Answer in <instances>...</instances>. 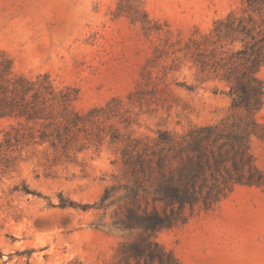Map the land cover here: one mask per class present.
I'll list each match as a JSON object with an SVG mask.
<instances>
[{
    "label": "rangeland",
    "instance_id": "rangeland-1",
    "mask_svg": "<svg viewBox=\"0 0 264 264\" xmlns=\"http://www.w3.org/2000/svg\"><path fill=\"white\" fill-rule=\"evenodd\" d=\"M243 0H0V50L29 76L49 73L79 90L88 111L122 98L133 123L125 138L154 139L228 116L230 84L187 55L191 38L239 11ZM264 80V66L260 74ZM150 78L148 87L144 86ZM141 87L143 104L130 92ZM262 137L251 150L264 171ZM11 121L0 119V140ZM123 142L64 152L26 146L0 168V264H118L137 231L114 227V208H99L107 187L124 182ZM157 240L181 264H264V186L239 185L210 209L166 228Z\"/></svg>",
    "mask_w": 264,
    "mask_h": 264
},
{
    "label": "trees",
    "instance_id": "trees-1",
    "mask_svg": "<svg viewBox=\"0 0 264 264\" xmlns=\"http://www.w3.org/2000/svg\"><path fill=\"white\" fill-rule=\"evenodd\" d=\"M185 50L203 71L230 84L232 109L240 117L182 132L160 130L152 140L121 133L120 125L133 123L122 98L82 111L76 107L78 89L58 86L49 73H20L0 50V119L11 121L0 140V168L11 166L13 153L26 146L49 144L68 152L107 139L125 143L124 182L107 187L99 203L104 217L114 208V227L138 232L123 243L118 264H181L157 240L158 232L213 208L239 185L264 186L251 150L252 137L263 135L257 114L264 106V0H243L239 11L217 19ZM150 83L148 78L144 86ZM140 86L128 95L132 104L147 101Z\"/></svg>",
    "mask_w": 264,
    "mask_h": 264
}]
</instances>
